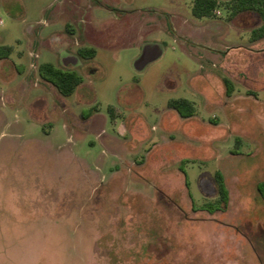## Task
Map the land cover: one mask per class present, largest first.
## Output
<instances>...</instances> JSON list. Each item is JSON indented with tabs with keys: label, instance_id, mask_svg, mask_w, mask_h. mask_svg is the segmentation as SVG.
<instances>
[{
	"label": "rangeland",
	"instance_id": "1",
	"mask_svg": "<svg viewBox=\"0 0 264 264\" xmlns=\"http://www.w3.org/2000/svg\"><path fill=\"white\" fill-rule=\"evenodd\" d=\"M99 1L0 0V264H264L261 15ZM43 62L84 81L50 92ZM181 97L194 117L168 127Z\"/></svg>",
	"mask_w": 264,
	"mask_h": 264
},
{
	"label": "trees",
	"instance_id": "2",
	"mask_svg": "<svg viewBox=\"0 0 264 264\" xmlns=\"http://www.w3.org/2000/svg\"><path fill=\"white\" fill-rule=\"evenodd\" d=\"M219 0H196L193 6V13L198 17L212 16L214 10L218 7ZM229 7L232 9V14H237L243 11H255L262 17V23L253 30L254 38L264 37V0H231ZM13 45H0V58L9 57L13 52ZM97 50L93 47L81 46L78 49V54L82 58L95 57ZM40 76L53 83L59 92L63 95H72L75 93L79 85L84 81L83 76L76 69L64 68L56 65L53 62H43L39 66ZM227 86L228 81L226 80ZM228 91L231 88L228 86ZM170 107L177 109L182 116L189 117L195 113L193 102L185 97L173 98L168 102ZM112 111L113 106L109 107ZM186 177L188 178L187 174ZM215 180L218 187L219 199L205 203L203 206L208 210L219 209L223 204L228 203L229 190L225 183L224 174L221 170H216ZM187 184L189 181L187 179ZM258 191L264 198V180L259 181Z\"/></svg>",
	"mask_w": 264,
	"mask_h": 264
},
{
	"label": "crops",
	"instance_id": "3",
	"mask_svg": "<svg viewBox=\"0 0 264 264\" xmlns=\"http://www.w3.org/2000/svg\"><path fill=\"white\" fill-rule=\"evenodd\" d=\"M198 17V16H197ZM263 38V37H262ZM259 39V38H258ZM257 39V40H258ZM9 57H5V58H0V61H2V60H5V59H8ZM43 79V78H42ZM224 80V79H223ZM47 81V80H46ZM225 81V80H224ZM47 85H45V87H48V89L50 90V92H53V93H55V90L53 89V88H51L52 86L51 85H54L53 83H51V82H49V81H47ZM36 87H40V86H38V85H35ZM55 86V85H54ZM59 91V90H58ZM227 91H228V86H227ZM181 118L182 117V119L183 118H191V117H194V114L192 115V116H189V117H184V116H182L181 115V113L177 110V109H175V108H171V110H169L168 112H167V114H166V118H167V126L169 125V122L170 121H172L170 124L171 125H173V126H175V127H177L178 128V126H177V124H178V118ZM169 127V126H168ZM180 129H181V127H179ZM191 131H192V133L194 134L195 133V128H192L191 129ZM174 140V139H173ZM165 153V152H164ZM167 153H169V152H167ZM167 153H165V156L164 157H166L167 156Z\"/></svg>",
	"mask_w": 264,
	"mask_h": 264
},
{
	"label": "flooded vegetation",
	"instance_id": "4",
	"mask_svg": "<svg viewBox=\"0 0 264 264\" xmlns=\"http://www.w3.org/2000/svg\"><path fill=\"white\" fill-rule=\"evenodd\" d=\"M92 1L94 0H90L89 5H87L86 7L82 6L83 8V12L88 15V16H98L99 11H102V9H106L108 11H111V8L109 6H105L102 2H100L99 0H95L96 4H94ZM196 2V0H194V3ZM92 14V15H91ZM80 56V55H79ZM81 57V56H80ZM74 63L77 62V60L73 61Z\"/></svg>",
	"mask_w": 264,
	"mask_h": 264
},
{
	"label": "water",
	"instance_id": "5",
	"mask_svg": "<svg viewBox=\"0 0 264 264\" xmlns=\"http://www.w3.org/2000/svg\"><path fill=\"white\" fill-rule=\"evenodd\" d=\"M148 48H150V47H148ZM148 48H147V49H148Z\"/></svg>",
	"mask_w": 264,
	"mask_h": 264
}]
</instances>
